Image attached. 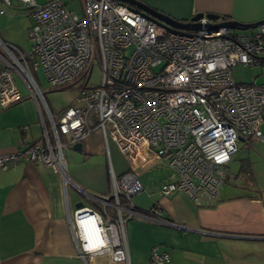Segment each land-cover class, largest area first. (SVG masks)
<instances>
[{"label": "built area", "instance_id": "2783aa9c", "mask_svg": "<svg viewBox=\"0 0 264 264\" xmlns=\"http://www.w3.org/2000/svg\"><path fill=\"white\" fill-rule=\"evenodd\" d=\"M68 1L73 0H0V15L22 5L32 20L29 51L0 38V106L23 99L20 79L39 102L43 127L39 140L0 154V170L34 162L59 173L65 183V149L93 133L106 147L113 142L129 169L112 176L108 196L87 194L93 204L77 208L69 223L83 259L107 255L110 264H134L125 247L128 220L176 226L158 205L142 211L133 204L131 197L142 190L138 167L149 157L162 161L177 178L163 183L161 194L182 191L195 205L211 206L228 179L232 157L263 139L264 72L262 82L243 83L231 70L264 66V22L234 32L205 27L220 21L204 14L200 29L172 30L118 0H76L78 12ZM94 62L100 78L90 86ZM30 64L51 88L76 91L56 115L46 106ZM168 261V253L151 248L149 264Z\"/></svg>", "mask_w": 264, "mask_h": 264}, {"label": "crops", "instance_id": "0c3cea01", "mask_svg": "<svg viewBox=\"0 0 264 264\" xmlns=\"http://www.w3.org/2000/svg\"><path fill=\"white\" fill-rule=\"evenodd\" d=\"M140 1L179 21H188L196 13H214L243 23L264 19V0ZM17 20L14 14L0 15V38L26 52L32 45L27 36L30 24L22 29ZM30 68L52 114L70 104L74 95L51 88L40 69L31 64ZM17 86L23 99L0 106V154L42 137L39 102L20 79ZM81 144L80 150L64 151L68 183L50 167L34 162L0 170V264H110L107 255L86 259L79 255L69 219L78 203L93 204L87 194H109L112 176L126 172L129 163L113 142L106 147L98 133ZM109 147L115 151L111 158L106 156ZM230 164L228 179L211 206L195 205L183 192L161 194V185L177 178L162 161L149 157L147 164L138 167L135 173L142 190L131 197L133 204L142 211L158 205L165 220L176 226L128 220L124 236L129 260L149 264L150 250L156 246L168 253L166 264H264V187L255 181L251 165L232 173ZM239 184L241 189L233 188ZM105 210L117 216L112 206Z\"/></svg>", "mask_w": 264, "mask_h": 264}, {"label": "rangeland", "instance_id": "374dc122", "mask_svg": "<svg viewBox=\"0 0 264 264\" xmlns=\"http://www.w3.org/2000/svg\"><path fill=\"white\" fill-rule=\"evenodd\" d=\"M68 7L72 10H75L76 12L79 11L78 2L76 0L69 2ZM12 8L13 9H11V11L13 12L14 15L18 17L17 23L20 25L22 29H26L27 26H29L30 24L28 16H26V13H27L26 7L22 5H16ZM254 29L255 28H253L252 30ZM232 30L234 32H244L245 31V30H234V29ZM27 45H29V42L27 43ZM231 72L236 82L250 83V82L255 81L256 83H260L263 81L262 72H264V66L260 65V66L248 67V66L238 65L232 68ZM99 78H100V70H99L98 64L94 62L91 73H90V79L88 81V84L90 86L97 85L99 83ZM80 84L81 82H77L74 86L77 87ZM68 91L72 95L76 94V91L74 89H70ZM261 132H262L263 139L259 141L260 143H255L250 147H240L238 152L234 155V157H232L230 166H231L232 173H234L240 167L241 168L245 167L246 157L249 158L255 181L257 182L258 185H260V187H264V122L261 125ZM113 153H115L114 149L109 147L108 154H106V156L107 157L109 156L111 158ZM246 182H248V178ZM65 183H68V177ZM233 188L241 189L242 185L239 184L238 187H233ZM177 192H182V191H177ZM106 196H108V194L99 195V197L101 198L106 197ZM109 202L111 203V200H109Z\"/></svg>", "mask_w": 264, "mask_h": 264}, {"label": "water", "instance_id": "95a60500", "mask_svg": "<svg viewBox=\"0 0 264 264\" xmlns=\"http://www.w3.org/2000/svg\"><path fill=\"white\" fill-rule=\"evenodd\" d=\"M118 1L128 4L131 8L141 13L146 18L151 19L157 24H160L168 29L196 31L202 27V24H200L198 20L204 16L203 13H196L188 21H179L156 9H153L147 6L145 3L141 2L140 0H118ZM205 17L209 20H217L218 18H221L219 17V15L214 14V13H207L205 14ZM263 22H264V19H261L255 22H250V23H243L237 20L224 19L222 17L221 21L219 23H216L215 26L206 24L205 27L218 28L219 26H221V27H226V28L234 29V30H248L251 28H255L257 25ZM81 146H82L81 142H77L72 146V148L76 150H80ZM77 206L79 208V207H82L83 204L78 203Z\"/></svg>", "mask_w": 264, "mask_h": 264}, {"label": "trees", "instance_id": "16d2710c", "mask_svg": "<svg viewBox=\"0 0 264 264\" xmlns=\"http://www.w3.org/2000/svg\"><path fill=\"white\" fill-rule=\"evenodd\" d=\"M245 165H246V166L243 167L241 170L245 171V170L247 169V166L249 167V165H250V160H249V158H246Z\"/></svg>", "mask_w": 264, "mask_h": 264}, {"label": "clouds", "instance_id": "9594fccd", "mask_svg": "<svg viewBox=\"0 0 264 264\" xmlns=\"http://www.w3.org/2000/svg\"><path fill=\"white\" fill-rule=\"evenodd\" d=\"M79 208H80V207H79ZM80 228H81V231H82L83 233H85L86 229L84 228V226L81 225Z\"/></svg>", "mask_w": 264, "mask_h": 264}, {"label": "bare ground", "instance_id": "6f19581e", "mask_svg": "<svg viewBox=\"0 0 264 264\" xmlns=\"http://www.w3.org/2000/svg\"><path fill=\"white\" fill-rule=\"evenodd\" d=\"M82 237H85L84 233L81 231Z\"/></svg>", "mask_w": 264, "mask_h": 264}]
</instances>
